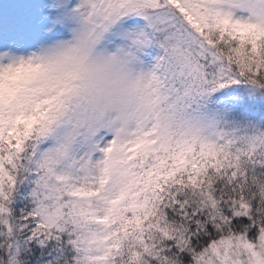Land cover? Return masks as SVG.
I'll return each mask as SVG.
<instances>
[{"label": "snow or ice", "instance_id": "snow-or-ice-1", "mask_svg": "<svg viewBox=\"0 0 264 264\" xmlns=\"http://www.w3.org/2000/svg\"><path fill=\"white\" fill-rule=\"evenodd\" d=\"M0 264H264V0H0Z\"/></svg>", "mask_w": 264, "mask_h": 264}]
</instances>
